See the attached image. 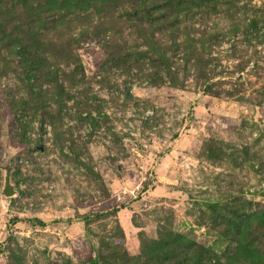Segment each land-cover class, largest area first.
I'll return each mask as SVG.
<instances>
[{
  "label": "rangeland",
  "instance_id": "374dc122",
  "mask_svg": "<svg viewBox=\"0 0 264 264\" xmlns=\"http://www.w3.org/2000/svg\"><path fill=\"white\" fill-rule=\"evenodd\" d=\"M176 1L0 0V264H264V0Z\"/></svg>",
  "mask_w": 264,
  "mask_h": 264
},
{
  "label": "trees",
  "instance_id": "16d2710c",
  "mask_svg": "<svg viewBox=\"0 0 264 264\" xmlns=\"http://www.w3.org/2000/svg\"><path fill=\"white\" fill-rule=\"evenodd\" d=\"M149 2H152L151 6L152 7L154 6V8L156 7L158 10L160 9L159 6L164 3V2H162V0H137V3H139L138 10L142 11L141 16H139L140 20L142 21L145 17L148 18L151 22H155L158 19H166L167 13H168L167 11H163V13H162V12H159V11H155V9H156L155 8L154 9L155 15L154 14L152 15V12H151L152 9H148L147 8L148 7L147 4ZM176 4L181 5V10L184 11V13L187 12V10H189V8H190V5L185 0L176 1ZM46 15H47V18L52 17V14H46ZM52 21H53V19H52ZM34 31L35 30H33V35H34ZM91 264H93V263H91Z\"/></svg>",
  "mask_w": 264,
  "mask_h": 264
},
{
  "label": "water",
  "instance_id": "95a60500",
  "mask_svg": "<svg viewBox=\"0 0 264 264\" xmlns=\"http://www.w3.org/2000/svg\"><path fill=\"white\" fill-rule=\"evenodd\" d=\"M40 148V147H38ZM0 169L4 173L3 177V186L0 191V194L5 197H10L15 193L14 186L10 183V170H11V161L10 159L7 160L4 166H1Z\"/></svg>",
  "mask_w": 264,
  "mask_h": 264
}]
</instances>
